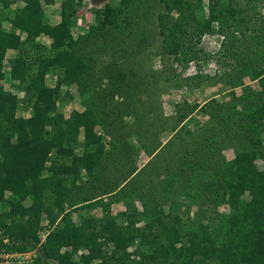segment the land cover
Wrapping results in <instances>:
<instances>
[{
    "label": "trees",
    "instance_id": "1",
    "mask_svg": "<svg viewBox=\"0 0 264 264\" xmlns=\"http://www.w3.org/2000/svg\"><path fill=\"white\" fill-rule=\"evenodd\" d=\"M21 1L19 9L0 19V80L8 77L23 94L20 98L0 85V249L35 251V264L49 260L56 264H264V171L258 172L255 165L256 159L264 160V52H259L264 43V16L255 13L257 3L264 4V0H206L205 5L201 0H161L166 10L157 13V21L164 53L177 60L180 56V62L187 65L205 54L198 46L202 34L216 33L223 37L218 58L224 56L232 66L227 82L244 85L247 76L260 84L258 89L246 87L241 94L231 93L243 105L239 110L232 112L215 98L200 106L217 121L219 129L203 133L201 139L194 137L195 147L175 153L170 181L179 179L178 171L187 179L166 183L162 190H154L150 180L134 179L141 171L131 166L125 169V141L115 136L126 128L121 126L125 101L141 102L142 90L153 87L159 103L158 81L148 85L140 75L143 66L132 61L139 46L135 43L132 49L127 36L122 39L124 50L117 43L124 52L123 63H116L118 57L113 53L103 87L99 79L95 82L88 75L93 65L83 62L75 51L80 37L74 38L73 27L79 24L82 35L87 32L90 38L108 27L119 29L128 17L117 20L131 10L132 0L105 3L102 9L93 10L88 22L81 0H62L60 19L54 24L41 4L52 0ZM140 2L134 0L133 5ZM4 21L10 29L3 27ZM41 36L50 39L49 53L38 57L34 68L26 47L39 46L34 41ZM134 36L145 42L142 34ZM10 49L17 53L9 58L6 72L3 61ZM122 64L128 70L123 71ZM51 71L57 76L52 87L45 83ZM129 75L132 82H127ZM147 76L156 75L147 72ZM73 83H77L82 109L75 107L65 115L58 107L61 86ZM116 94L124 97L122 101L113 102ZM22 102L29 107L28 115L18 114ZM196 108V104L184 102L178 109L180 121ZM144 127L138 120L131 129L141 132ZM80 134L82 152L76 154ZM104 137H110L109 147ZM150 137L136 138L137 153L144 149L151 156L162 149L155 134ZM151 142L156 144L151 146ZM227 145L234 149V158L209 170L216 154ZM107 148L113 158L118 157L115 150L123 153L115 162L123 169L100 167L102 162L109 163ZM184 165L191 170L189 174ZM116 172L122 178L120 187L106 181ZM84 176L90 195L80 192ZM192 181L195 185L189 183ZM179 195L188 201L179 200ZM120 201L124 208L112 214L111 203ZM185 202L198 206L197 216L191 220L184 219L180 211ZM223 203L229 205L228 218L213 208ZM97 207L102 208L99 217L89 213ZM43 214L50 225L41 238L37 227Z\"/></svg>",
    "mask_w": 264,
    "mask_h": 264
},
{
    "label": "rangeland",
    "instance_id": "2",
    "mask_svg": "<svg viewBox=\"0 0 264 264\" xmlns=\"http://www.w3.org/2000/svg\"><path fill=\"white\" fill-rule=\"evenodd\" d=\"M141 2L137 5H133L134 0H132L131 10L124 13L120 16L119 20L123 22L126 17H128L121 25L119 29L117 28H105V32H99L95 37L88 36L86 37V33L82 35V31L78 27L79 24L74 29V38H78L79 42L75 46V51L80 52V56L83 62L93 65V69L91 72H88V75L91 79L95 82L100 80V84L102 87L106 85L107 79L104 77V74L109 66V63L112 60L113 53L116 54V63L120 64L124 55V52L118 49L117 43L122 44L119 48L125 49V40L122 39L127 36L128 43L133 44L132 49L135 46V43L139 46L140 52L134 55L132 61L137 60L141 66V73L140 75L146 81L148 85H152L155 81H158L157 92H158V101L156 103V97L154 95L153 87H147L145 90H142L143 94H140V98L142 101L140 102L138 99H131L129 101H125L122 105V109L126 115L122 116V127H126L125 129H121L115 133V136L118 138L120 135L121 139L125 141L126 145V153L124 159L127 163L125 169H128L131 166L132 169L141 173H138L134 176L138 181H143L146 183L151 182L154 183L153 189L154 190H162L166 183L173 182L174 184H178L180 181L185 182L187 179L186 177H182V172H177V178L179 179H172L171 173H173L174 169L173 166L175 161H173V157L176 156L175 153L177 152H184V149H189L195 147V138L201 139L205 135H208L209 131L212 129H219L217 121L212 118L210 119L209 112H203L200 106L204 104L206 101H209L211 98H215L216 100L225 103L228 106V110L234 111L243 108V105L239 103L235 95L241 94L242 91L249 87L250 89L260 88V84L258 80H252L247 76L244 77V85H236L232 86L231 83L227 82L228 73H230L232 66L229 60H227L224 56L220 57V47H221V40L222 36L219 34H211L208 32H204L201 36L199 41V47L203 49L205 54H202L201 59H193L190 60L189 63L186 65L183 62H180V56H178L179 60L174 58L173 55L166 54L162 51V35L159 32V25L157 21V13L163 12L166 10L161 0H140ZM196 1V0H192ZM6 4H3V0L0 1V19L2 15H12L15 11L19 9L23 2L21 0H5ZM202 4L205 5L206 0H201ZM61 3L62 0H52V2L47 5L42 2V7L47 14L48 21L54 24L55 21L60 19L61 14ZM105 3L115 4V0H81V5L87 7L92 12L93 10L102 9ZM195 3V2H193ZM131 11V12H130ZM202 11L199 9V13ZM207 12L205 7V13ZM138 13V15L136 14ZM198 13V14H199ZM255 13L260 14V17L264 16V4L258 2L256 5ZM176 14V12H173ZM85 21H91L93 16L90 13H86L84 15ZM75 21V19H74ZM73 21V24L75 23ZM138 22V23H135ZM141 25H138V24ZM130 24V25H128ZM3 27L6 29H10V25L7 21L3 22ZM88 26H86L87 28ZM80 30V31H79ZM103 32V31H102ZM134 33L142 34L146 37L142 42L140 37H135ZM81 34V35H79ZM25 38V34L22 35V39ZM36 44L38 43L39 46H27V53H29V61L31 65L34 66L38 63V57H41L43 54L49 53V43L50 39L44 36L36 38L34 41ZM253 45V44H251ZM250 45V46H251ZM117 48H116V47ZM253 50L255 51V47L252 46ZM264 52V43L260 45V51ZM17 50H8L4 61V70L7 72L8 70V60L10 57L15 55ZM28 55V54H27ZM208 55V56H207ZM134 61V62H135ZM123 63V62H121ZM111 70V67H109ZM122 70H128L125 65L122 64ZM156 75L153 77H148L147 72ZM226 71H228L226 73ZM233 77V76H231ZM56 72L51 71L49 74L45 76V83L48 86H54L56 82ZM127 82H132V77L129 75L127 77ZM89 80V79H88ZM0 85H4L6 89L11 90L14 93H18V84L14 81H11L8 77L3 78L0 80ZM98 86V85H97ZM99 87V86H98ZM61 96H59L58 100V107L62 110L65 115H68L71 110L75 107L82 109V106L79 104V94H78V87L77 83L70 84L69 86L62 85L61 86ZM141 91V90H140ZM139 91V92H140ZM65 92L69 95H72L73 98H69L65 95ZM232 92H234V97L232 96ZM20 98H23L22 93H18ZM124 97L120 94H116L112 100L113 102L122 101ZM111 100V99H106ZM184 102L189 103V105H197V108L193 110V112L185 118L181 119L178 117V109L180 106L184 104ZM230 105V106H229ZM226 108V110H227ZM151 110V112H150ZM29 107L26 103H20L18 114L19 115H28L29 114ZM138 120L141 121L142 126H145V129H140L141 132H137L139 129H131L138 123ZM181 122V123H180ZM230 122V118H229ZM243 124V123H242ZM181 128V129H179ZM173 129H177V132ZM186 129L188 131H186ZM97 131L100 128L97 127ZM203 131V132H201ZM204 133V134H203ZM155 134L157 141L163 143L162 149L154 152L151 156H148L144 149H141L138 153L135 151V146L137 144V139L142 137L143 139H148V135ZM262 135V142L264 143V131ZM152 137H150L151 139ZM106 140V146L109 147L108 141L110 137H104ZM158 143V142H157ZM82 134H80L75 153L80 154L82 152ZM156 143L151 142V146ZM118 146L115 147V149ZM122 147V144L121 146ZM145 148V147H142ZM153 149V148H152ZM151 149V150H152ZM112 150H108L107 148V162H102L100 167H108L111 166L114 170L118 171V168L123 169V166L118 165L115 163L117 158L123 153L118 152V157H112ZM111 152V153H110ZM154 155V156H153ZM235 156L234 149L231 145H227L220 153L218 152L213 160V164H210V168L214 169L215 166L219 169L220 164L222 161H231ZM120 158V157H119ZM217 161V163H214ZM116 164V165H115ZM255 165L257 166L258 172L264 171V160L258 158L255 160ZM99 167V168H100ZM143 170V171H142ZM184 170L186 173L190 172L191 170L189 167L184 165ZM140 174V175H139ZM189 174V173H188ZM139 175V176H138ZM118 172L109 174L106 178L108 183L116 185L120 187L122 183V178L119 177ZM105 177V176H104ZM103 177V178H104ZM119 177V178H118ZM132 180V179H131ZM85 176L80 180V185H83V189L80 190L82 195H90L89 187H86ZM190 184L195 183L189 182ZM124 184V183H123ZM105 187V183L103 184ZM168 189V188H167ZM168 191V190H167ZM180 196V197H179ZM179 200L186 201L187 199L182 195H179ZM106 197L105 199H107ZM188 201V200H187ZM191 202V201H190ZM190 202H185L181 206L180 211L184 219H190L194 216H197L196 212L198 210L197 204H193ZM136 205L141 209L142 205L139 200L135 201ZM169 205V203H167ZM65 209H68V205H64ZM124 208V202H114L111 203L109 209L112 214L116 213L118 210ZM169 206L167 207V209ZM216 212L222 214L224 218H228L230 216V208L229 205L226 203L214 205ZM84 210H82L83 212ZM86 211V209H85ZM90 214H95L96 216L102 215V208L97 207L96 209L90 210ZM73 220L75 221L77 218L75 217ZM200 211L198 212L199 217ZM49 220L43 214L40 224L37 227V233L44 238L42 235H45L49 230ZM8 252V250H5ZM17 253L5 254V259H12L17 263L18 259L20 260V264H35L37 254L35 251H29L27 253H20V251H11ZM11 262V261H10ZM47 264H56V261L49 260Z\"/></svg>",
    "mask_w": 264,
    "mask_h": 264
},
{
    "label": "built area",
    "instance_id": "3",
    "mask_svg": "<svg viewBox=\"0 0 264 264\" xmlns=\"http://www.w3.org/2000/svg\"><path fill=\"white\" fill-rule=\"evenodd\" d=\"M86 9H87V13H90V15L93 16V12L90 9H88L87 7H86ZM42 236L44 237L45 235H42ZM7 253L11 254V253H17V252H10V251L7 252V251H5V249H0V264H20L19 259H18L17 263H15L16 260L13 261L12 259H5L4 257H5V254H7ZM22 253H27V252H22Z\"/></svg>",
    "mask_w": 264,
    "mask_h": 264
},
{
    "label": "crops",
    "instance_id": "4",
    "mask_svg": "<svg viewBox=\"0 0 264 264\" xmlns=\"http://www.w3.org/2000/svg\"><path fill=\"white\" fill-rule=\"evenodd\" d=\"M49 5V4H48ZM59 21V18H58V20L57 21H55L54 23H57Z\"/></svg>",
    "mask_w": 264,
    "mask_h": 264
}]
</instances>
